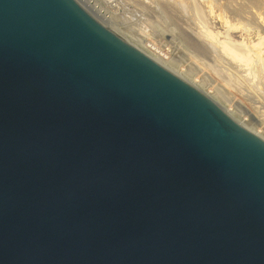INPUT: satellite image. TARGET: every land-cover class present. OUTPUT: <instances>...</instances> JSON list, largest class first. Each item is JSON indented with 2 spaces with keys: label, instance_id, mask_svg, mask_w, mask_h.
Returning a JSON list of instances; mask_svg holds the SVG:
<instances>
[{
  "label": "water",
  "instance_id": "water-1",
  "mask_svg": "<svg viewBox=\"0 0 264 264\" xmlns=\"http://www.w3.org/2000/svg\"><path fill=\"white\" fill-rule=\"evenodd\" d=\"M0 264H264V138L81 0H0Z\"/></svg>",
  "mask_w": 264,
  "mask_h": 264
},
{
  "label": "rangeland",
  "instance_id": "rangeland-1",
  "mask_svg": "<svg viewBox=\"0 0 264 264\" xmlns=\"http://www.w3.org/2000/svg\"><path fill=\"white\" fill-rule=\"evenodd\" d=\"M81 1L264 138V0ZM227 40L246 55L226 51Z\"/></svg>",
  "mask_w": 264,
  "mask_h": 264
},
{
  "label": "bare ground",
  "instance_id": "bare-ground-1",
  "mask_svg": "<svg viewBox=\"0 0 264 264\" xmlns=\"http://www.w3.org/2000/svg\"><path fill=\"white\" fill-rule=\"evenodd\" d=\"M186 2V1H185ZM183 3V2H182ZM181 3V4H182ZM250 4V1L248 0L247 2H245V4H244V6H242L241 7V9L242 8H248V5ZM187 6V5H186ZM259 7V6H258ZM185 8V7H184ZM188 9V8H187ZM187 9H185V10H187ZM191 9V8H190ZM189 9V10H190ZM193 9V8H192ZM258 9V8H257ZM182 10V9H181ZM223 42V41H222ZM222 46L225 48V50L226 51H228L230 54H232L233 56H235V57H237V58H243V54L244 55H246L244 52H245V49H244V51H242V50H240L239 48V46L237 47V45L236 44H233L232 42L230 43V42H228V40L227 41H225L223 44H222ZM243 53V54H242ZM199 88V87H198Z\"/></svg>",
  "mask_w": 264,
  "mask_h": 264
}]
</instances>
